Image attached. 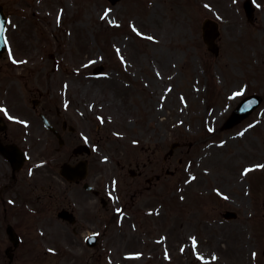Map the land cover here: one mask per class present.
<instances>
[{
	"label": "rangeland",
	"instance_id": "374dc122",
	"mask_svg": "<svg viewBox=\"0 0 264 264\" xmlns=\"http://www.w3.org/2000/svg\"><path fill=\"white\" fill-rule=\"evenodd\" d=\"M0 1L10 35L0 87L14 90L1 100L13 115L32 113L35 97L52 99L49 87H71L74 109L89 117L76 141L93 149L88 181L108 199L91 202L52 175L36 193L27 183L3 190L0 212L16 206L20 218L40 219L59 206L45 198L49 184L66 185L86 230L100 236L90 248L88 231L37 227L20 264H264V0H253L254 21L245 0ZM207 17L219 21L218 55L203 40ZM249 94L262 104L223 129ZM51 147L34 156L48 160ZM131 163L141 176L130 177ZM25 191L35 208L40 194V212L22 204ZM227 210L238 217L226 220Z\"/></svg>",
	"mask_w": 264,
	"mask_h": 264
},
{
	"label": "flooded vegetation",
	"instance_id": "af4514ba",
	"mask_svg": "<svg viewBox=\"0 0 264 264\" xmlns=\"http://www.w3.org/2000/svg\"><path fill=\"white\" fill-rule=\"evenodd\" d=\"M49 89L50 98L52 99L46 98L45 95L37 97L40 99L35 97L32 101V113L31 110H23V112L14 113L13 115L9 107L4 104L7 101H3L1 98L4 93L14 90L12 87L10 89L9 87H0V107L7 109L8 112V115L3 112L0 114V144L3 146H15L19 149V153L22 152L26 156L23 166L18 168L2 154L0 149V162L5 161L7 166L5 169L0 170V205L2 207V204H5V192L3 190L8 191L27 183V186L36 193L40 186L41 176L52 175L56 178L58 166L60 170L63 163L76 164L88 158L85 153L89 148L84 147L88 143L83 141L76 143L77 140L84 136L85 132L80 130L84 128L82 126L83 123L86 127V122L89 120L88 115L83 111L74 109L73 102L70 99L73 95L71 87H49ZM85 89L86 87H82L81 91L83 92ZM24 106L26 109L29 108L27 102H25ZM9 116L13 119H9ZM79 128L81 129L79 130ZM86 135L88 136V134ZM49 137L51 140L48 139ZM50 142H52L51 155L48 160L41 163L34 155L39 156L40 151H47ZM62 158L66 159H63V162L60 163ZM17 159L18 157L16 156ZM1 166L0 164V168ZM84 183L82 181L77 184H68L84 186ZM25 192V194L21 193L22 204L28 203L29 209L35 208V205H31L28 202L31 197L29 191ZM69 192L68 186L52 181L48 186L47 197L53 204L59 205V208L72 211L75 215L73 221L71 219L69 221L61 219L56 216L55 212V214H51L52 217L48 218H42L41 216L40 219L36 217L22 219L18 216L16 206L3 208L0 212V264H20V251L28 244L26 232H31L37 227H50L54 223L62 227L63 230L71 231L73 234H79L86 230L87 218L85 217V223H83L85 215L81 212L79 214L72 202H69ZM85 192L89 200L92 201L100 202L104 198L103 191L99 188V185L91 191L85 190ZM96 192L98 193L97 195ZM37 199L41 200L40 194H38ZM37 199H33L37 202L35 210L40 212L41 205ZM58 207L56 210H58ZM46 219L51 222L45 221ZM10 232L13 238H10L8 234Z\"/></svg>",
	"mask_w": 264,
	"mask_h": 264
},
{
	"label": "water",
	"instance_id": "95a60500",
	"mask_svg": "<svg viewBox=\"0 0 264 264\" xmlns=\"http://www.w3.org/2000/svg\"><path fill=\"white\" fill-rule=\"evenodd\" d=\"M118 1L119 0H111L112 3H116ZM244 6H245V10L247 12L248 18L250 20H252L254 18V11H255V9L252 5V2L250 0H247V1H245ZM3 9H4L3 6L0 4V21L4 22V30H3V32H0V58L7 49V44H5V40H6L5 28H6L7 18L4 14ZM202 28H203L204 40L208 44L209 49L212 50L213 52H215L216 54H218L219 53V47L216 43V39L220 34L218 22L215 21L214 19L207 18L203 22ZM99 70H100V68L97 69L96 71H99ZM261 100H262L261 97L257 96V95L247 97L236 108V110L234 111L232 116L226 122L225 127H232L235 124H237L238 122H240L242 119H244L246 116H248L255 107H257L260 104ZM175 146H176V144H174L172 146V148H174ZM4 152L6 153V155L11 157V153L9 152V148H7L6 151H4ZM132 173L134 174L133 171H132ZM236 216L237 215L235 212L229 211V212L225 213L226 218H235Z\"/></svg>",
	"mask_w": 264,
	"mask_h": 264
},
{
	"label": "snow or ice",
	"instance_id": "6c2138e0",
	"mask_svg": "<svg viewBox=\"0 0 264 264\" xmlns=\"http://www.w3.org/2000/svg\"><path fill=\"white\" fill-rule=\"evenodd\" d=\"M108 15V12H105V14H104V16L106 17ZM104 17H102V19H103ZM58 23H59V18H58ZM3 30H4V22L3 21H0V32H3ZM149 40H153L154 39V37H151V36H149V37H147ZM8 43V41L7 40H5V44H7ZM15 62V61H14ZM235 95H237V96H239V95H242V92H240V93H235ZM0 112H3L5 115H8V112H7V109H5V108H2V107H0ZM9 119H13L11 116H9ZM241 135H243V133H241ZM249 171H251V169H246L245 170V174L247 173V172H249ZM193 244L195 245V240H193ZM214 259H215V257H214Z\"/></svg>",
	"mask_w": 264,
	"mask_h": 264
}]
</instances>
